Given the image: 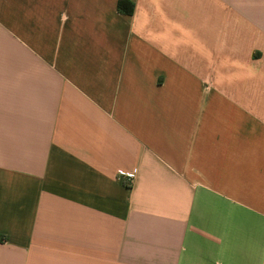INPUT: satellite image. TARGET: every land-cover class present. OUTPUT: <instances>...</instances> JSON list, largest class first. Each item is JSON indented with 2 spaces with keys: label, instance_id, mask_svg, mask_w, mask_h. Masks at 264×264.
<instances>
[{
  "label": "crops",
  "instance_id": "0c3cea01",
  "mask_svg": "<svg viewBox=\"0 0 264 264\" xmlns=\"http://www.w3.org/2000/svg\"><path fill=\"white\" fill-rule=\"evenodd\" d=\"M0 264H264V0H0Z\"/></svg>",
  "mask_w": 264,
  "mask_h": 264
},
{
  "label": "built area",
  "instance_id": "2783aa9c",
  "mask_svg": "<svg viewBox=\"0 0 264 264\" xmlns=\"http://www.w3.org/2000/svg\"><path fill=\"white\" fill-rule=\"evenodd\" d=\"M121 178L125 179L128 183H131L134 178L133 172H119Z\"/></svg>",
  "mask_w": 264,
  "mask_h": 264
},
{
  "label": "trees",
  "instance_id": "16d2710c",
  "mask_svg": "<svg viewBox=\"0 0 264 264\" xmlns=\"http://www.w3.org/2000/svg\"><path fill=\"white\" fill-rule=\"evenodd\" d=\"M122 1H119L118 3H117V9L120 11V10H122Z\"/></svg>",
  "mask_w": 264,
  "mask_h": 264
}]
</instances>
